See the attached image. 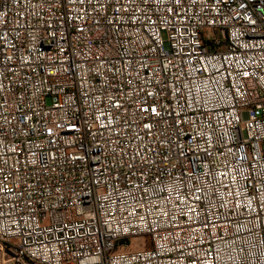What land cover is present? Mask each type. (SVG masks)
<instances>
[{"label": "built area", "instance_id": "built-area-1", "mask_svg": "<svg viewBox=\"0 0 264 264\" xmlns=\"http://www.w3.org/2000/svg\"><path fill=\"white\" fill-rule=\"evenodd\" d=\"M0 264H264V0H0Z\"/></svg>", "mask_w": 264, "mask_h": 264}, {"label": "rangeland", "instance_id": "rangeland-1", "mask_svg": "<svg viewBox=\"0 0 264 264\" xmlns=\"http://www.w3.org/2000/svg\"><path fill=\"white\" fill-rule=\"evenodd\" d=\"M149 246L148 245H141L138 240H132L131 243L128 244V247L126 249H118L119 251H123V250H131V251H134V250H137V249H140V248H148Z\"/></svg>", "mask_w": 264, "mask_h": 264}]
</instances>
